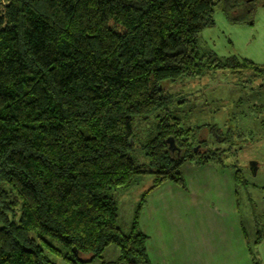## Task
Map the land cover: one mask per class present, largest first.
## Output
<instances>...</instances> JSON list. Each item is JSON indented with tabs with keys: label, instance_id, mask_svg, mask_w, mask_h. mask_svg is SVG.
<instances>
[{
	"label": "trees",
	"instance_id": "trees-1",
	"mask_svg": "<svg viewBox=\"0 0 264 264\" xmlns=\"http://www.w3.org/2000/svg\"><path fill=\"white\" fill-rule=\"evenodd\" d=\"M255 1L0 0V264H76L102 258L111 244L124 264H154L138 225L148 191L126 234L112 190L125 191L140 174L154 176L151 188L185 187L186 161L201 166L217 157L237 187L247 182L227 149H205L194 140L202 126L190 127L176 111L204 102L199 93L221 72L264 75L250 60H222L198 44L215 6L244 20ZM191 81L196 87L170 89ZM262 107H254L260 129L249 132L251 143L264 137ZM163 111L143 145L148 163H138L134 117ZM256 232L251 240L244 230L252 263L263 264L264 232Z\"/></svg>",
	"mask_w": 264,
	"mask_h": 264
},
{
	"label": "rangeland",
	"instance_id": "rangeland-1",
	"mask_svg": "<svg viewBox=\"0 0 264 264\" xmlns=\"http://www.w3.org/2000/svg\"><path fill=\"white\" fill-rule=\"evenodd\" d=\"M254 5L255 9L244 20H235L228 16L219 5L215 6L214 24L204 28L198 37L201 52H213L222 60L235 56L240 62L247 59L260 67H264V0H257ZM242 12V10H235L232 15L238 16ZM249 79L254 80V83L244 82ZM207 81L206 78L203 79L202 85L206 86ZM196 85V81H191L183 86H172L170 89L171 91H179L181 88H193ZM199 94L202 95L204 102L197 106L196 102L193 105H181L176 112L186 121L190 120L187 123L190 127L202 126L201 131L197 129L199 132L195 133V141L201 142L203 140L205 149L218 147L227 149L229 152H227L228 162L243 166V174L247 182L240 184L235 190V195H237V191L239 192V202L236 199L235 207L236 212H240L242 217L241 226L253 240L257 236V230L264 232V137L251 143L248 134L251 130L256 133L260 129L261 115L256 113L254 107L255 105H263L262 109L264 108V75L258 78L250 70L244 71L240 77L237 74H231L230 71L221 72L217 75L216 80L209 83L207 88H202ZM222 100L224 103L219 102ZM192 106H196L197 109L194 114L189 113ZM162 113L165 112H156L146 119L140 116L134 117L133 130L136 148L132 156L138 163L144 165L148 163L143 145L155 136L156 126L160 119L157 116H161ZM189 116L191 118H188ZM214 125L225 133V136H229V140L219 138V135L212 130L213 128L209 129L210 126ZM204 128L207 130H203ZM227 130L232 132L228 133ZM232 133H234V137L231 141ZM240 133L245 134V136L239 138ZM196 147L199 150V146ZM213 160L210 163H217L215 161L219 159L217 157ZM250 162H255V172L250 170ZM153 181L154 176L152 174H140L125 191H111V194L118 201L119 225L126 234L132 232L135 211L144 192L142 190L153 185ZM255 222L260 226L256 227ZM119 257V248L115 244H111L102 258L91 261L84 257L82 261H77L76 264H124L118 260ZM57 260L58 264H73L61 258Z\"/></svg>",
	"mask_w": 264,
	"mask_h": 264
},
{
	"label": "crops",
	"instance_id": "crops-1",
	"mask_svg": "<svg viewBox=\"0 0 264 264\" xmlns=\"http://www.w3.org/2000/svg\"><path fill=\"white\" fill-rule=\"evenodd\" d=\"M185 187L165 181L146 188L139 229L154 264H253L229 168L209 162L182 167ZM264 264V239L259 244Z\"/></svg>",
	"mask_w": 264,
	"mask_h": 264
},
{
	"label": "water",
	"instance_id": "water-1",
	"mask_svg": "<svg viewBox=\"0 0 264 264\" xmlns=\"http://www.w3.org/2000/svg\"><path fill=\"white\" fill-rule=\"evenodd\" d=\"M167 142H169V143H171L172 144V140L169 138V139H167ZM197 149H198V147H196L195 148V151H197ZM249 166H250V170L253 172H255V166H256V164H255V162H250L249 163Z\"/></svg>",
	"mask_w": 264,
	"mask_h": 264
},
{
	"label": "flooded vegetation",
	"instance_id": "flooded-vegetation-1",
	"mask_svg": "<svg viewBox=\"0 0 264 264\" xmlns=\"http://www.w3.org/2000/svg\"><path fill=\"white\" fill-rule=\"evenodd\" d=\"M250 167V166H249Z\"/></svg>",
	"mask_w": 264,
	"mask_h": 264
}]
</instances>
